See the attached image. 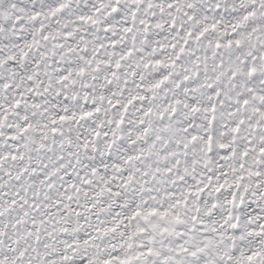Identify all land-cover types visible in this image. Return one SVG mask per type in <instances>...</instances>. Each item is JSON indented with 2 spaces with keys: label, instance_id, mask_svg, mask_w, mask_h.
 I'll return each instance as SVG.
<instances>
[{
  "label": "snow or ice",
  "instance_id": "1",
  "mask_svg": "<svg viewBox=\"0 0 264 264\" xmlns=\"http://www.w3.org/2000/svg\"><path fill=\"white\" fill-rule=\"evenodd\" d=\"M0 264H264V0H0Z\"/></svg>",
  "mask_w": 264,
  "mask_h": 264
}]
</instances>
